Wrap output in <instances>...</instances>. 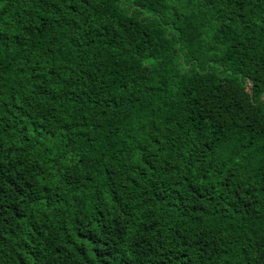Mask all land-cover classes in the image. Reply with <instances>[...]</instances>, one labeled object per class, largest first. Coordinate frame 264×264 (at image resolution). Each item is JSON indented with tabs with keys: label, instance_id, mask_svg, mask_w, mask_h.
Returning <instances> with one entry per match:
<instances>
[{
	"label": "trees",
	"instance_id": "16d2710c",
	"mask_svg": "<svg viewBox=\"0 0 264 264\" xmlns=\"http://www.w3.org/2000/svg\"><path fill=\"white\" fill-rule=\"evenodd\" d=\"M0 264H264V0H0Z\"/></svg>",
	"mask_w": 264,
	"mask_h": 264
}]
</instances>
